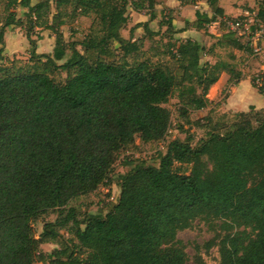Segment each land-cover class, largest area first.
I'll return each mask as SVG.
<instances>
[{
  "label": "trees",
  "instance_id": "16d2710c",
  "mask_svg": "<svg viewBox=\"0 0 264 264\" xmlns=\"http://www.w3.org/2000/svg\"><path fill=\"white\" fill-rule=\"evenodd\" d=\"M21 1L5 0L0 19V61L10 26L24 30L31 61L0 64V264H205L198 245L189 260L176 238L196 219L219 229L203 244L205 250L217 245L218 264H264V108L234 112L229 122L225 113L217 120L188 117L206 107L219 71L231 73L232 67L201 63L205 47L197 40L171 42L170 33L178 30L166 15L159 21L169 36L162 53L176 69L161 61H130L139 44L121 34L128 11L149 15L130 28V37L142 27L152 39L157 32L148 22L164 0H24L27 10L17 16L12 9ZM206 1L211 14L196 11L193 26L206 29L218 20L223 32L216 43L243 49L221 20L218 0ZM80 15L93 17L88 32L80 41L65 40L61 27ZM257 17L264 23V7ZM35 28L54 35L51 54L36 52L41 37H33ZM56 70L66 72L63 81L54 79ZM175 89L179 115L203 127L204 137L193 145L179 124L185 138L168 141L157 166L140 162L118 176V199L105 214L80 220L73 208L65 212L70 200L105 183L117 153L136 136L142 142L166 136L171 112L164 104ZM53 210L56 219L36 237L32 222ZM63 228L75 241L68 238L48 254L39 250L61 242Z\"/></svg>",
  "mask_w": 264,
  "mask_h": 264
},
{
  "label": "rangeland",
  "instance_id": "374dc122",
  "mask_svg": "<svg viewBox=\"0 0 264 264\" xmlns=\"http://www.w3.org/2000/svg\"><path fill=\"white\" fill-rule=\"evenodd\" d=\"M4 1L0 0V19L2 20L6 11L4 10ZM38 0H25L30 4H34ZM53 1V0H52ZM197 1V0H195ZM206 1V0H205ZM21 1L20 5H17L12 11L17 16H22L27 10V6L23 5ZM207 2V1H206ZM195 3V2H194ZM208 3V2H207ZM218 0V4H219ZM53 5V4H52ZM193 6L194 4H190ZM222 6L228 7L231 18L245 19V23L249 26V31L244 35H238L235 33L239 41L244 45L243 49L232 48L228 45L221 46L216 43L218 36L210 34L211 29L208 25L206 29L199 30L198 41L205 47L204 51L201 53V63L209 62L214 64L220 62L222 64L227 63L232 67V72L229 73L227 70L221 69L218 73V79L209 87L206 95V99L213 98L212 101H208L205 108L200 110H191L188 113L190 120H195L197 118H203L209 115L213 120H217L226 114L223 118L225 121H231L234 112L229 111L224 106L226 96L228 95V90L234 85L237 79H244L249 77L250 83L253 87L252 82L253 75L261 70L264 71V23L260 21L257 17V12L260 7H264V0H222ZM200 8L203 5H199ZM209 6V4H208ZM210 8V7H209ZM132 9L128 11L129 20L121 31V34L125 38H129L132 41L137 40L139 44V50L128 56L130 61L132 60H143L149 59L153 62H162L164 65L169 66L171 69L175 70L177 63L173 58L166 53H162L166 49V43L169 40L168 32H162L163 28L166 26L159 25V17L157 16L154 23V35L152 39H147L144 36V30L141 27L140 33H136V29L130 33L129 30L132 26V19L130 13ZM142 12V11H141ZM146 13V11H143ZM170 15V14H169ZM166 16H168L166 14ZM171 18H174L172 15ZM92 16H77L72 20H69L65 25L61 27L65 40H76L80 41L84 38L88 32L90 26L92 25ZM216 26V25H214ZM219 27L218 32L221 34L223 30ZM164 29V30H165ZM227 31V29H224ZM258 30L259 33L253 35V32ZM219 34V35H220ZM173 43H178L181 39H176L174 32L170 33ZM39 36L41 38L36 39V52L38 54L46 53L51 54L52 48L54 46V35L50 33L49 30L35 28L33 37ZM188 39V38H187ZM5 49L4 55L5 59L0 61V64H10L13 62L16 66L30 64V45L26 37L24 36V30L20 27L10 26L6 29L4 33ZM261 47L263 53L257 55L253 51V47ZM117 48V52L121 53L118 49V45L114 44ZM80 49V46H78ZM42 61L43 58H40ZM63 61H59L61 63ZM263 68V69H262ZM239 73V78L235 77V74ZM53 77L56 81H63L66 77V72L63 70L54 71ZM247 85L246 83H244ZM243 84V85H244ZM241 88V87H240ZM256 88V87H255ZM257 89V88H256ZM258 90V89H257ZM177 89H175L169 98L168 102L164 104L171 112V124L168 129L166 136L159 140L153 142H142L138 136L134 138L131 145L123 148L117 153L115 162L113 164L112 170L109 174L108 179L104 184L100 185L96 190L88 194L80 195L69 201L65 212L73 208L75 210L76 217L82 219L87 213H102L105 214L115 203L119 196V186H118V176L122 173L128 171L133 165L137 163H145L147 165L157 166L159 163V154L165 151V147L168 141L173 138H185V133L177 128L179 124L183 125L184 130L193 136L192 144L194 145L200 138L204 137L205 129L203 127H196L194 125L187 124L185 119L179 115V100L177 97ZM227 110V111H226ZM255 122V120H254ZM57 217L56 211H48L46 214L40 216L32 222L33 232L36 237L42 231L43 224L47 221H53ZM215 230H219L217 226L214 227ZM214 228L210 227L205 221L196 219L193 221L192 225L186 229L180 230L176 234V238L182 241L185 245V252L187 253L189 260H192L195 254L194 245H198L200 248L201 255L204 258L205 264H218L219 253L217 245L212 246L210 249L205 250L203 244L213 237ZM62 240L61 242L53 243H43L40 245V251L45 254L51 253L54 250H59L64 247L66 240L73 238V235L66 228L61 229ZM63 243V244H62ZM72 243H69V245ZM82 253L78 252V255ZM35 264H51L48 261L42 262L37 261Z\"/></svg>",
  "mask_w": 264,
  "mask_h": 264
},
{
  "label": "crops",
  "instance_id": "0c3cea01",
  "mask_svg": "<svg viewBox=\"0 0 264 264\" xmlns=\"http://www.w3.org/2000/svg\"><path fill=\"white\" fill-rule=\"evenodd\" d=\"M227 0H225L226 2ZM219 5L224 9L225 18L231 17V15L228 10V7L222 6V0H219ZM199 5H203L202 8H200ZM228 9V10H227ZM157 10V16L161 20L162 18H165L164 15H168L174 18H172V26L174 30H178L174 33V36L176 39H181L180 41H184L187 38L192 40L198 41V35L199 30L193 26V22L196 19L195 13L196 11L206 13L208 15L211 14L210 8L208 6V3L205 0H197L195 1L194 5L191 6L190 4L181 3L179 0H164L162 4H159L156 6ZM170 14V15H169ZM130 17L132 19V24L135 25L139 22H145L148 21L149 15L145 12H137L132 11L130 13ZM157 18V17H156ZM155 19L148 22L149 27L151 30H154V23ZM189 24H188V23ZM187 23V24H186ZM210 26L209 33L218 36L220 33L218 32L220 26L219 21H213L208 24ZM206 25V27L208 26ZM216 25V26H214ZM164 29L162 32H164ZM141 27L136 28V33H140ZM264 68V66H262ZM246 83L247 85H245ZM216 83H214L215 85ZM244 84V85H243ZM241 87V88H240ZM213 99V98H212ZM211 98H209L208 101H212ZM224 106L227 110L232 112H239V111H248L250 106H253L255 109H261L264 108V94L260 93L255 87L252 86L250 83V78H244L240 79L238 83L232 85L230 87V90H228V95L226 96ZM226 110V111H227Z\"/></svg>",
  "mask_w": 264,
  "mask_h": 264
},
{
  "label": "built area",
  "instance_id": "2783aa9c",
  "mask_svg": "<svg viewBox=\"0 0 264 264\" xmlns=\"http://www.w3.org/2000/svg\"><path fill=\"white\" fill-rule=\"evenodd\" d=\"M225 25L229 28V30L237 33L238 35H244L246 32L249 31V26L246 25L245 19H239V18H222L221 19ZM259 33L258 30L253 32V35H256ZM253 51L257 55H261L263 53V50H261V47L254 46ZM263 69V68H262ZM252 82L254 86L258 90H264V71L257 72L253 75Z\"/></svg>",
  "mask_w": 264,
  "mask_h": 264
}]
</instances>
